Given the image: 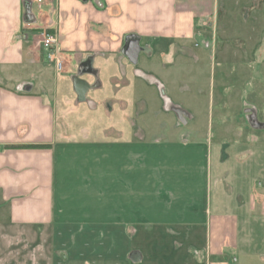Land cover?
<instances>
[{"label": "crops", "instance_id": "1", "mask_svg": "<svg viewBox=\"0 0 264 264\" xmlns=\"http://www.w3.org/2000/svg\"><path fill=\"white\" fill-rule=\"evenodd\" d=\"M156 85L179 138L139 124ZM0 215V264L27 228L129 238L108 264H264V0H0Z\"/></svg>", "mask_w": 264, "mask_h": 264}, {"label": "rangeland", "instance_id": "2", "mask_svg": "<svg viewBox=\"0 0 264 264\" xmlns=\"http://www.w3.org/2000/svg\"><path fill=\"white\" fill-rule=\"evenodd\" d=\"M197 44L198 47H196ZM188 47L189 52H199L203 48L200 43L195 42ZM144 52H147L146 48H142V53ZM183 61L185 62L187 68L193 66L191 59L188 58ZM132 64L135 65L138 64V62ZM204 90V99L209 100L210 96L208 84ZM164 94H166V92H164L158 85H156V89L154 91H149L148 98H150L151 103L155 105L153 108H149L150 112L147 114L148 116L145 118V122L139 123L144 127L143 131L146 133L148 139L162 136L169 138H179L184 135L183 133H185V129L183 128L181 131L175 129V125L173 123L175 116L164 111L165 107L163 102H165L164 104L166 105ZM158 100L160 101V106L157 104V102H159ZM233 101L235 102L236 99L234 98ZM202 109L203 110L200 112V127H206L207 129L209 127V119L211 120V117L214 115L213 122L215 128L217 124V111L215 108L214 111H212V108L209 107V104L207 103V106L202 107ZM234 110L235 114L237 115V108ZM242 115L243 113L241 112L240 117H242ZM246 116L247 115H245V117ZM180 124V126L183 127L181 119ZM166 126H168V128H166ZM1 221L5 223L6 219H0V224L3 225ZM146 237L148 238V236H143L140 234L137 239L131 242L133 247L137 249L138 253H142L144 256L148 254ZM151 237L153 236H150V238ZM20 239V245H18L19 240L17 235L11 233L10 244L2 254V256H4L6 259L9 258L11 260V264H18L17 261H20L21 264L114 263L125 258V254L128 253V248L125 246L130 244L129 238L124 239L122 236H119L114 232L104 228L69 229L65 230V233L60 234V236H56V238H54V235L51 233L50 229L27 228L26 235L24 238L21 237ZM154 239V244L151 245L154 250L152 249L151 253H156V251H158V253L162 252L159 251V249L164 248L167 244L165 236L158 235V237H154ZM159 259H161L160 262H165L162 258Z\"/></svg>", "mask_w": 264, "mask_h": 264}, {"label": "built area", "instance_id": "3", "mask_svg": "<svg viewBox=\"0 0 264 264\" xmlns=\"http://www.w3.org/2000/svg\"><path fill=\"white\" fill-rule=\"evenodd\" d=\"M43 0H38L42 2ZM58 39L56 33L52 31H46L42 34V46L47 51V60L50 63H54L59 72L62 71L64 63L61 58L56 54V48Z\"/></svg>", "mask_w": 264, "mask_h": 264}, {"label": "water", "instance_id": "4", "mask_svg": "<svg viewBox=\"0 0 264 264\" xmlns=\"http://www.w3.org/2000/svg\"><path fill=\"white\" fill-rule=\"evenodd\" d=\"M141 46L138 40L131 39L127 42L126 48L124 50L125 55L128 57V59L136 63L138 61V56L141 52ZM87 86L85 84H80L78 88V94L79 96L84 99L85 94L87 91Z\"/></svg>", "mask_w": 264, "mask_h": 264}, {"label": "trees", "instance_id": "5", "mask_svg": "<svg viewBox=\"0 0 264 264\" xmlns=\"http://www.w3.org/2000/svg\"><path fill=\"white\" fill-rule=\"evenodd\" d=\"M34 147H38V146H34Z\"/></svg>", "mask_w": 264, "mask_h": 264}]
</instances>
